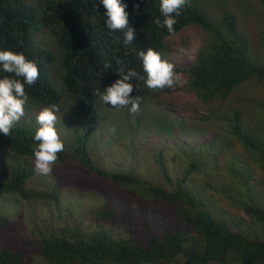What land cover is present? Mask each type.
Here are the masks:
<instances>
[{
	"label": "trees",
	"instance_id": "16d2710c",
	"mask_svg": "<svg viewBox=\"0 0 264 264\" xmlns=\"http://www.w3.org/2000/svg\"><path fill=\"white\" fill-rule=\"evenodd\" d=\"M259 1L264 6V0ZM122 2L127 3V11L131 13L130 25L136 29L131 44L124 43L123 32H113L106 27V9L102 0H31L30 3L27 0H0V50L23 52L39 65V80L34 86H26L30 98L27 110L42 109L53 103L59 105L64 96L71 97L73 124L78 128L73 133L75 150L72 154L66 150L59 153L58 161H64L67 153L70 159L83 166V175L106 179L146 200L159 202L167 217L172 214L177 216V224L162 228L160 236L153 229L145 230L144 227L148 233L143 242L135 237L113 239L104 231L89 235L80 226L73 229V225L62 223L65 216L70 218L74 214L73 210L65 216L62 214L61 191L49 181L52 174L40 175L39 181L34 182L35 186L45 185L42 193L33 188L27 192L24 188L34 169L11 164L7 170L0 166V191L19 194L24 199L40 203L45 209L54 205L52 211L48 208L51 215L46 222L33 227L41 238L35 263L29 261L28 264H264V240L250 239L241 232L232 231L213 215L203 193L204 187L214 189L219 178L223 181L220 191L237 206L243 207L253 222L264 230V193L258 190L264 181H252L248 164L252 162L264 169L262 118L254 126L243 125L242 112L234 109L229 118L233 136L231 146L238 144L245 148L247 155H233L212 165L211 160L197 156L194 147L180 142L182 136L189 137L186 132H192L190 124L161 120V116L155 115L157 126L154 127H159L173 140L168 149L153 152L160 176L171 185L169 189L148 179H140L132 172H108L88 155L85 140H91L94 126L107 121L102 115L104 104L93 93L96 90L103 92L104 88L119 79L117 71L120 69L125 72L135 69L146 79L139 51H146L149 47L160 51L167 37L190 25L205 26L210 32L206 16L196 9L185 7L174 25L175 33L170 34L166 27L161 29L154 23L156 17L163 19L159 10L160 0ZM137 3L140 4L139 15L134 12ZM224 23L232 34L233 42L214 45L212 51L204 50L188 70L190 88L204 104H210L215 99L227 100L232 91L250 79L264 84V64L251 59L248 38L236 32V19L229 14L225 16ZM3 75L5 73L0 71V77ZM53 77L64 89L63 93L54 88ZM132 83L138 85V93L134 91L132 95L144 97L145 81L134 79ZM258 106L261 108L259 114L264 117V103ZM119 108H112L111 130L122 129L133 115L130 106ZM205 120H210V117L206 116ZM176 124L179 127H175ZM35 132L32 122L18 123L11 136L0 133V145L8 150L13 161L35 158ZM111 141H105V144L109 145ZM166 151H173L171 160L180 163L178 173L181 171V175L176 183L165 166V161H169ZM226 177L231 181L226 182ZM186 183H189V189ZM112 215L115 214L103 213L102 217ZM2 221L0 218V224ZM24 262V256L0 251V264Z\"/></svg>",
	"mask_w": 264,
	"mask_h": 264
},
{
	"label": "rangeland",
	"instance_id": "374dc122",
	"mask_svg": "<svg viewBox=\"0 0 264 264\" xmlns=\"http://www.w3.org/2000/svg\"><path fill=\"white\" fill-rule=\"evenodd\" d=\"M188 4L204 13L210 32L206 30L204 33L201 28L190 27L178 36L170 38L167 51L163 53V57L174 62L176 69L183 73L186 82L175 89L166 88L157 91L149 89L139 111L126 120L122 129L115 132H111L110 129L114 107L100 99L104 104L102 115L107 121L98 124L90 135V141L85 140L88 145V155L101 168L115 173L132 172L136 177L148 179L164 186L165 189L171 188V185L160 176L153 152L168 149L170 147L168 144L173 143V140L169 139L159 127H154L157 126L155 115L161 116V120L191 124L192 132H186L189 137L182 136L180 142L185 146L194 147L196 155L211 160L212 165L226 161L233 155H247L245 148L238 144L231 146L233 136L229 118L234 109L242 112L243 125L247 124L251 127L261 118L264 120L259 114L261 108L258 106L264 103V84L250 79L232 91L227 100L215 99L210 104H204L190 88V78L185 72L209 43L233 40L230 30L223 23V19L228 14L236 18L238 34L248 38L251 59L264 64L263 3L259 0H189ZM59 107L57 129L66 141V152L72 154L76 143L73 133L78 128L73 124L71 102L64 101ZM123 108L125 109V107L119 109ZM40 110L26 109L25 116L19 123L32 122L37 129L36 116ZM206 116H209L210 120H205ZM175 127L179 125L176 124ZM110 140H112L111 144L106 145L105 141ZM5 151L0 148V165L3 164L7 169L9 159ZM67 153L64 161H57L51 173L53 177L50 176L49 179L61 191L62 214L65 216L73 210L74 216L70 218L69 215L65 216L62 222L65 225H73V229L80 226L84 233L89 235L104 231L113 239L135 237L143 242L148 233L144 231V227L145 230L153 229L160 236L162 228L175 227L177 224V216L172 214L169 217L167 214V217L159 202L146 200L143 196L106 179L89 174L83 175V166L70 159ZM166 154L169 161H165V166L173 182L176 183L178 176L181 175V171L178 173L180 163L171 160L174 157L173 151H168ZM30 161L34 164L33 159ZM248 164L253 175L252 181L255 183L264 181V169L252 162ZM39 177L40 174L34 171L26 183L27 192L31 188L37 190L36 192H43L45 185H34L35 181H39ZM225 181L230 182L231 179L226 177ZM222 183L223 181L218 178L214 189L209 190L204 187L205 202L213 215L225 222L232 231L241 232L250 239L264 240V230L261 226L253 222L243 207L237 206L220 191L219 187ZM186 186L189 189V183H186ZM258 190L264 193V185L260 184ZM45 208H42L38 202L25 203V200L18 196L0 194V217L9 220L8 225L0 227V250L6 248L13 253H25L27 262L35 263L39 249L37 241L41 237L33 227L46 222L51 215L49 209L52 211L54 205H49V209ZM110 212L115 215L102 217L103 213L110 214Z\"/></svg>",
	"mask_w": 264,
	"mask_h": 264
},
{
	"label": "clouds",
	"instance_id": "9594fccd",
	"mask_svg": "<svg viewBox=\"0 0 264 264\" xmlns=\"http://www.w3.org/2000/svg\"><path fill=\"white\" fill-rule=\"evenodd\" d=\"M28 2L30 3L31 0ZM188 3L189 0H160L159 10L163 19L161 20L160 17H156L154 20L155 25L161 29L166 27L168 33L174 34V25L178 23L177 18L181 16L185 7L196 9L204 15L201 10L190 6ZM102 4L106 9V27L113 32H123L124 43L131 44L136 36V29L130 25L131 13L127 11V3H123L122 0H102ZM134 12L136 15L140 14L139 3L134 5ZM234 19L236 18L234 17ZM194 26L201 28L205 33V26H200L198 24L190 25L178 34L167 37L165 39V46L160 51L149 47L146 51L141 50L138 52V56L142 61L143 71L147 74L146 79L135 69H129L127 72L120 69L117 71L119 79L104 88L103 92L96 90L93 94L98 95L105 104H110L112 107L119 108L130 106V112L135 114L139 111L144 97L139 94L135 96L132 95L134 91L138 93V85H134L132 83L134 79H142L145 81V85L147 87L144 92L145 94L149 89L157 91L166 88L175 89L178 86H182L186 82L183 78V73H181L179 69H176L174 62L165 59L163 57V53L167 51V43L170 38L176 37L183 31H186L188 28ZM232 42L233 40H230L227 43ZM222 43L226 42L220 41V43H218L217 41H213L209 43V46L206 49H203L201 53L204 50L207 52L212 51L214 45L217 46ZM0 66H2L0 67V71L5 73V75L0 77V133H3L5 136H11L12 130L25 116L26 106L29 103L30 98L26 92V86L31 87L37 83L40 78V68L35 60L29 59L23 52H17L11 49L0 50ZM105 66L107 67L108 65ZM189 68L185 70L187 76L189 74ZM53 80L52 84H54V88L59 93H63L64 89H61L60 83H56V78L54 77ZM70 99L71 97L69 98L64 96V100L61 101L59 105L53 103L51 105L44 106L36 116L38 128L36 129L34 135V141L37 142L36 146L33 148L35 158L26 157L21 160L13 161L12 157H10L7 153L8 150L4 149V147L0 145L1 150H6L5 154L9 159L7 169H9L12 164L13 166H23V169H34L40 175H50L53 172V168L58 161V154L64 152L66 143L65 139L61 137L57 129V123L59 122L57 114L60 112L59 106H61L64 101H70L71 108H73V102ZM97 126L93 127V132L96 130ZM111 131L115 132L116 129L113 128ZM32 159L34 160V164L30 161ZM0 166L4 165L1 164ZM5 182H7V180H5ZM26 186L27 185H25L24 188L25 191ZM0 194L18 196L20 199L25 200V203L34 202L24 199V197L19 194L3 191H0ZM0 218L3 220L0 227L9 224V220L7 218ZM37 243H39V241H37ZM4 250L11 252L14 256H22V258L24 256V261L27 264L29 263L26 260L25 253H13L11 250L6 248L1 249L0 251Z\"/></svg>",
	"mask_w": 264,
	"mask_h": 264
}]
</instances>
